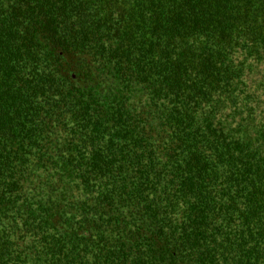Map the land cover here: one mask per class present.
<instances>
[{
    "label": "trees",
    "instance_id": "trees-1",
    "mask_svg": "<svg viewBox=\"0 0 264 264\" xmlns=\"http://www.w3.org/2000/svg\"><path fill=\"white\" fill-rule=\"evenodd\" d=\"M0 264H264V0H0Z\"/></svg>",
    "mask_w": 264,
    "mask_h": 264
}]
</instances>
